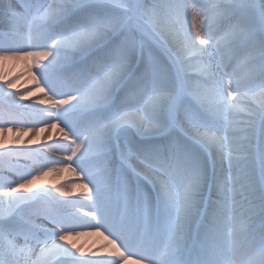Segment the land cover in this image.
Segmentation results:
<instances>
[{
	"label": "snow or ice",
	"instance_id": "6c2138e0",
	"mask_svg": "<svg viewBox=\"0 0 264 264\" xmlns=\"http://www.w3.org/2000/svg\"><path fill=\"white\" fill-rule=\"evenodd\" d=\"M9 60L0 133L61 136L0 135V264H264V0H0Z\"/></svg>",
	"mask_w": 264,
	"mask_h": 264
},
{
	"label": "bare ground",
	"instance_id": "6f19581e",
	"mask_svg": "<svg viewBox=\"0 0 264 264\" xmlns=\"http://www.w3.org/2000/svg\"><path fill=\"white\" fill-rule=\"evenodd\" d=\"M34 72L35 70H33V74ZM0 74H2L5 78L14 80L16 85L14 91L27 93L30 88L34 89L35 87V81L32 79V74L28 73V67L23 61L9 60L5 62L3 67L0 68ZM39 95L41 94L37 93V96ZM24 103H31V101H24ZM25 118L26 120L24 123H35V117L25 115ZM40 127H44V125H40ZM12 128V132H8L7 130H5L3 133H0V135H2V137L7 141V146L10 148L24 150L41 149L45 145L57 142L55 138L59 139L61 136V133L58 129H48L46 131L33 130L27 135L18 138L19 134L16 131L17 128L15 126H12ZM50 136L52 137L51 139H49ZM50 153L56 154L52 152ZM57 155L60 156L61 154ZM28 166L33 168L36 167V165L32 164L31 162L28 163ZM77 180V175L75 173H72L71 171L52 173L48 176L43 177L41 181H39V188H53L63 185H69L66 190L72 191L73 189L71 185ZM78 194L79 190H77V196H74L72 198H78ZM76 243L79 246H82L87 252L95 249H101L102 246L107 244V241L104 240L102 236L90 235L79 238ZM106 254L107 249H104L98 253V256L103 257Z\"/></svg>",
	"mask_w": 264,
	"mask_h": 264
},
{
	"label": "rangeland",
	"instance_id": "374dc122",
	"mask_svg": "<svg viewBox=\"0 0 264 264\" xmlns=\"http://www.w3.org/2000/svg\"><path fill=\"white\" fill-rule=\"evenodd\" d=\"M23 121H25V118H23ZM55 140L56 141H58L59 139H57V138H55ZM56 142H53V143H51V144H55ZM58 154H60L59 152H57ZM48 155H50V156H53L52 154H48ZM59 156H57V158H58Z\"/></svg>",
	"mask_w": 264,
	"mask_h": 264
}]
</instances>
